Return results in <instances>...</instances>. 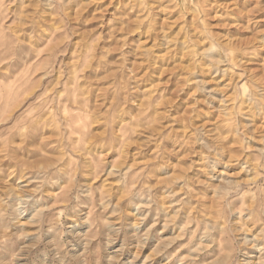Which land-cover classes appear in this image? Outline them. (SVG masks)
I'll use <instances>...</instances> for the list:
<instances>
[{
  "label": "rangeland",
  "instance_id": "374dc122",
  "mask_svg": "<svg viewBox=\"0 0 264 264\" xmlns=\"http://www.w3.org/2000/svg\"><path fill=\"white\" fill-rule=\"evenodd\" d=\"M0 264H264V0H0Z\"/></svg>",
  "mask_w": 264,
  "mask_h": 264
}]
</instances>
